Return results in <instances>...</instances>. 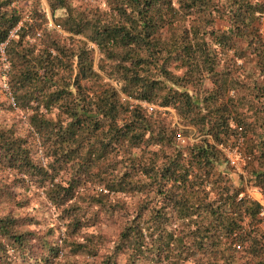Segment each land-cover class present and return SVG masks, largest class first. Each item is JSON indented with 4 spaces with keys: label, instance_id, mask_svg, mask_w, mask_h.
<instances>
[{
    "label": "trees",
    "instance_id": "16d2710c",
    "mask_svg": "<svg viewBox=\"0 0 264 264\" xmlns=\"http://www.w3.org/2000/svg\"><path fill=\"white\" fill-rule=\"evenodd\" d=\"M96 1L102 5L46 0L51 16L63 10L52 18L67 34L61 41L45 29L40 0H0L6 82L48 162V169L33 162L26 138L1 126L0 181L12 169L35 177L72 235L97 217L69 202L79 184L74 161L92 175L94 162L144 145L146 159L128 156L121 171L100 170L103 187L139 201L122 209L119 230L95 264H120V255L122 264H264L258 204L238 198L221 149L244 136V178L264 198V0ZM215 20L223 26L214 28ZM145 104L172 109L183 127ZM191 130L194 140L176 144ZM65 166L66 181L52 182ZM0 199L11 200L7 182ZM12 209L0 212V264H49V253L27 252L29 218ZM41 246L53 251L47 241ZM68 249L90 252L87 242Z\"/></svg>",
    "mask_w": 264,
    "mask_h": 264
},
{
    "label": "rangeland",
    "instance_id": "374dc122",
    "mask_svg": "<svg viewBox=\"0 0 264 264\" xmlns=\"http://www.w3.org/2000/svg\"><path fill=\"white\" fill-rule=\"evenodd\" d=\"M40 1L41 9L44 11L47 19L44 24L45 29L47 31H53L58 38L63 41L64 35L67 34H65L61 28L56 26L52 20L54 17H60L63 14V10L57 9L53 16H51L46 0ZM71 1L75 5L82 7L97 4L102 5L101 1L99 2L96 0ZM213 26L214 28H218L223 25L221 21L215 20ZM92 58L93 64L95 65L97 59L96 52L93 53ZM250 63L251 62L247 61H238V64L245 69L251 67ZM8 68L9 66L5 55L3 54V50H0V127H10L15 135L19 134L20 136L25 137L31 160L42 168L48 169L47 157L44 155V146L38 138V135L29 126L28 111L24 110L18 105V103H16L10 92L8 83L6 82ZM132 102L135 103V100ZM145 106L150 107L152 105L149 104ZM152 108L157 111H163L164 114H162L164 115L165 121H168L170 125L173 124L179 128L183 127L179 124L172 109L162 108L155 105H153ZM249 135L250 133L246 134L245 138ZM242 137L233 141L231 144L229 143L225 145L224 149L227 151H234L237 160L243 162L241 171H237L235 168L228 166L230 170L229 177L233 179V183L240 188V190H245L251 186L244 178V168L248 166L249 159L243 158L244 155L248 156V153L245 148L244 136ZM194 138V131L191 130V132L186 134L180 133L179 139L175 137L174 140L176 144L183 147L194 140ZM149 149L150 147L140 145L138 147H126L125 152L121 151L117 154L112 153L102 162H94L89 169L90 172L94 173L92 175L84 174L82 172L83 170L78 168V159L74 161L72 167L73 171L74 168L78 171L74 174H79V184L74 189L73 198L69 200V202H74L73 206H76L77 209L84 210L83 214L86 215L94 210L97 217L94 222L91 219H88L86 225L75 229V232L72 233V235L65 231L64 225L67 218L65 219L61 216V206L58 208L57 206L52 205V203L44 197L42 187L39 186V181H37L35 177L28 175L24 177V175L19 173L17 169H12L8 173H5L2 176L3 180L0 181L7 182L11 196V200L7 204L3 203L0 199V212H6L4 210L6 207H13L14 209H12V211L16 216H25L26 218H29V222L22 228L30 232L33 237L29 242L30 244L27 250L29 254L37 255L41 253L47 256L49 253V264H88L89 262H93L90 264H95L98 262L100 254L109 249L119 230L122 223V209L131 210V208L136 206L139 201V196L137 194L109 191L106 187H103V183L99 179L100 170L106 168V172L112 171L113 173L117 170L121 171L125 166L124 160H126L128 156L134 160H144L150 155ZM68 169L69 167L65 166L53 172L51 174L53 177L52 182H65L69 176ZM116 174H119V172ZM45 184L46 186H48V184L50 186L51 182L46 181ZM94 199L98 201L97 204L100 208H108L110 212L102 211L98 206L95 207L93 202ZM87 202L89 203L88 205H92L88 207ZM81 218L84 219V216H81ZM44 241H47V244L53 249V251L56 249V252H53L52 250L51 252L45 247L42 248L41 242ZM72 241L87 242L90 246V252L85 254L83 251H79L72 254L68 249ZM119 258V263L122 264L125 256L120 255ZM30 264H42V262H31Z\"/></svg>",
    "mask_w": 264,
    "mask_h": 264
},
{
    "label": "built area",
    "instance_id": "2783aa9c",
    "mask_svg": "<svg viewBox=\"0 0 264 264\" xmlns=\"http://www.w3.org/2000/svg\"><path fill=\"white\" fill-rule=\"evenodd\" d=\"M18 27V24L16 25L15 28H13L10 32H9V36L11 37L13 35V32L16 30V28ZM5 42L0 43V50H2L3 46H4ZM137 102V101H135ZM142 104H144L143 102H141ZM146 105V104H145ZM242 136H239V138H241ZM177 138L179 139V135L177 136ZM243 139V137H242ZM225 146H222L221 149L224 151L225 153V157L227 159V163L229 166L235 168L237 171H241L242 167H243V162H239L237 160L236 154L234 153V151H227L224 149ZM248 158L247 155H244L243 157ZM242 158V159H243ZM240 197H245L247 199L253 200L255 202H257L258 204V208H257V223L259 228L264 231V198L261 196L258 188L251 186L250 188H246L245 190H241L238 194V198Z\"/></svg>",
    "mask_w": 264,
    "mask_h": 264
}]
</instances>
